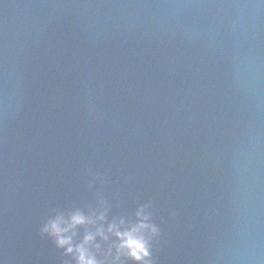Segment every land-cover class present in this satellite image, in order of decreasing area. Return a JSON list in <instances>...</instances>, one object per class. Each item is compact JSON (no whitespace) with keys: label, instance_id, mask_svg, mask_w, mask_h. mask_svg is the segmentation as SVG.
Returning a JSON list of instances; mask_svg holds the SVG:
<instances>
[{"label":"water","instance_id":"obj_1","mask_svg":"<svg viewBox=\"0 0 264 264\" xmlns=\"http://www.w3.org/2000/svg\"><path fill=\"white\" fill-rule=\"evenodd\" d=\"M81 246L264 264V0H0V264Z\"/></svg>","mask_w":264,"mask_h":264},{"label":"clouds","instance_id":"obj_2","mask_svg":"<svg viewBox=\"0 0 264 264\" xmlns=\"http://www.w3.org/2000/svg\"><path fill=\"white\" fill-rule=\"evenodd\" d=\"M98 219H103V216H100L98 217ZM86 221L83 217H81L80 215H75L72 217L71 219V223L69 224V226L67 228H64V229H61L60 228V223L61 221L58 219L57 221L53 222L49 227H50V230L52 232L53 235L59 237L62 232L63 233H66L67 231H69L70 228L72 227H75L77 225H82L84 224ZM139 227L141 229L147 227L146 225L144 224H141L139 225ZM48 230V229H46ZM108 231L110 233L114 232L115 231V226L114 225H110L109 228H108ZM116 236L118 239L122 240L123 243L121 244V247H126V248H129L131 249V255L135 258V259H139L140 256L137 255V252H141L142 253V244L137 242V241H134V240H131L129 238V234L127 233H119V232H115ZM97 235H102V233H100L99 231L97 232ZM93 240V236L89 235V236H86L85 237V244L87 243H90L91 241ZM58 245L60 246H64V245H70L71 243V237H68V238H64V239H58ZM68 252H72V248L71 247H68ZM78 253H79V264H95V262L91 259H85V253L83 251V248L82 246L80 248L77 249ZM143 254V253H142Z\"/></svg>","mask_w":264,"mask_h":264}]
</instances>
